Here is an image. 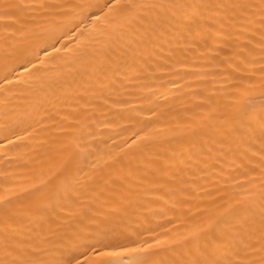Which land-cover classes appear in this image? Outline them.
Instances as JSON below:
<instances>
[{"label": "bare ground", "instance_id": "1", "mask_svg": "<svg viewBox=\"0 0 264 264\" xmlns=\"http://www.w3.org/2000/svg\"><path fill=\"white\" fill-rule=\"evenodd\" d=\"M0 264H264V0H0Z\"/></svg>", "mask_w": 264, "mask_h": 264}]
</instances>
